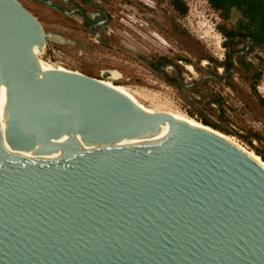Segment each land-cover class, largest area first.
I'll return each instance as SVG.
<instances>
[{
  "label": "water",
  "instance_id": "1",
  "mask_svg": "<svg viewBox=\"0 0 264 264\" xmlns=\"http://www.w3.org/2000/svg\"><path fill=\"white\" fill-rule=\"evenodd\" d=\"M46 35L0 0V264H264V169Z\"/></svg>",
  "mask_w": 264,
  "mask_h": 264
},
{
  "label": "rangeland",
  "instance_id": "2",
  "mask_svg": "<svg viewBox=\"0 0 264 264\" xmlns=\"http://www.w3.org/2000/svg\"><path fill=\"white\" fill-rule=\"evenodd\" d=\"M17 1L38 21L45 34L63 31L61 16L55 10L35 1ZM101 1L111 15L112 47L70 48L46 41L41 59L95 79H101L103 70L116 71L121 78L114 83L201 122L182 94L165 83L159 72L150 69L147 61L156 58L179 61L181 64L177 66L184 79H198L212 63L220 64L229 55L232 70L224 86L213 80L207 82L219 97L220 106L205 104L202 110L210 123L220 127L215 130L231 137L260 160L264 158V51L250 45L248 52L242 53V59L238 60L242 38L229 42L216 29L217 26L233 28L240 19L238 12L232 11L228 19H222L205 0H182L187 7L184 15L178 14L169 0ZM231 50H237L236 54ZM185 66L191 72L192 66L195 74ZM184 94L194 96L189 92ZM194 94L211 97L200 86L195 88Z\"/></svg>",
  "mask_w": 264,
  "mask_h": 264
},
{
  "label": "flooded vegetation",
  "instance_id": "3",
  "mask_svg": "<svg viewBox=\"0 0 264 264\" xmlns=\"http://www.w3.org/2000/svg\"><path fill=\"white\" fill-rule=\"evenodd\" d=\"M41 3L60 14V19L62 22L63 31L60 33H50V35L57 37L60 41L57 40H48L54 45H64L70 48H109L114 45V32L110 27V13L109 9L101 0H30ZM48 2V3H46ZM64 23V24H63ZM58 39V40H59ZM78 39V40H77ZM246 39L242 38L243 47L238 50V60H241V54L248 52L250 45H257L260 42L254 41L255 43H250L246 45ZM258 43V44H256ZM246 48L248 50L246 51ZM235 53L237 50H231ZM230 53V52H229ZM228 54V53H227ZM236 54V53H235ZM147 64L150 69L159 72L163 76L165 83H168L180 93L189 92V94L194 95L193 98L190 97V100L195 103L199 108L198 111L196 108L189 105L200 118L205 119L207 122V116L204 115L202 106H220L219 97L216 95V92L213 90L212 86L208 84L210 80L218 82L220 85L224 86L226 83L228 72L232 70V58L229 55H226L220 64L212 63V65L207 69L205 75H201L200 78H188L184 79L183 75L180 73L179 66L177 64L179 61H171L163 58L150 59L147 61ZM207 65H210L209 62H206ZM237 65V63H235ZM188 70L191 74H195ZM172 71L173 74H171ZM176 75V76H174ZM203 87L207 90L211 97L202 98L200 95L196 96L194 94L195 88ZM193 92H192V91ZM183 96V95H182ZM220 109V108H219Z\"/></svg>",
  "mask_w": 264,
  "mask_h": 264
},
{
  "label": "trees",
  "instance_id": "4",
  "mask_svg": "<svg viewBox=\"0 0 264 264\" xmlns=\"http://www.w3.org/2000/svg\"><path fill=\"white\" fill-rule=\"evenodd\" d=\"M207 4L218 13L222 19H228L232 11L240 15V19L233 28L217 26L216 29L229 42L234 38H252L254 41L264 44V0H205ZM169 3L180 15L187 12V7L182 0H169ZM252 47L257 45H251ZM247 66L251 64H246ZM189 115L190 112H187ZM201 122L214 129H219L205 119L200 118ZM261 157V154H258ZM264 161V158L262 157Z\"/></svg>",
  "mask_w": 264,
  "mask_h": 264
},
{
  "label": "bare ground",
  "instance_id": "5",
  "mask_svg": "<svg viewBox=\"0 0 264 264\" xmlns=\"http://www.w3.org/2000/svg\"><path fill=\"white\" fill-rule=\"evenodd\" d=\"M47 40H57L60 41L59 38L54 37L50 34H47ZM59 39V40H58ZM43 47L40 46H34L32 48V54L36 57V59L38 61H43L41 59V56L43 54ZM50 62V61H49ZM46 62L49 66H59L58 64L55 63H49ZM188 68L190 69V66H188ZM121 78L120 74L116 71L113 70H109L108 71V77L106 79H99L103 84H105L106 86L112 88V89H116V90H125V91H129V92H133L131 89H129L128 87L118 84V83H114L113 81H118ZM112 80V81H110ZM176 112V111H175ZM180 115H182L183 117L187 118L188 120L192 121L193 123L197 124L198 126H200L201 128L205 129L206 131L224 139L225 141L229 142L230 144H232L233 146H235L236 148H238L240 151H242L245 155H247L250 159H252L255 163H257L259 166H261L264 169V162L262 160H260V158L255 155V153L246 150L244 147H242L240 144H238L236 141H234L231 137L203 124L202 122H199L187 115H184L183 113L177 112Z\"/></svg>",
  "mask_w": 264,
  "mask_h": 264
}]
</instances>
